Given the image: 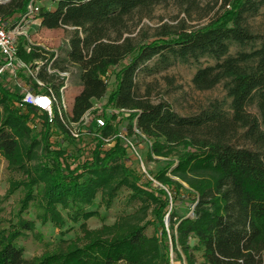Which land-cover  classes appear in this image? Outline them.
Listing matches in <instances>:
<instances>
[{
  "label": "trees",
  "instance_id": "trees-1",
  "mask_svg": "<svg viewBox=\"0 0 264 264\" xmlns=\"http://www.w3.org/2000/svg\"><path fill=\"white\" fill-rule=\"evenodd\" d=\"M0 1V16L7 21L23 15L31 0ZM45 1L55 7L41 9L37 17L41 28L74 29L67 61L78 67L82 89L70 120L81 119L106 95V78L115 74L109 103L132 111L127 114L128 137L139 136L137 129L152 142L150 158L164 159L166 167L155 175L163 188L144 183L129 164L121 139L107 150L99 143L82 161L84 150L74 151L53 138L57 131L66 133L59 120L52 128L45 115L22 112L17 107L18 88L0 82V155L15 165L23 144L28 157H41L28 175L33 183L43 184L39 218L63 228L61 207L71 221L85 224L98 215L91 207L99 194L110 208L126 186L134 197L153 199L155 222L165 234L168 215L173 243L188 264L196 263L195 250L202 253L203 264H264V40L249 26L264 8V0H235L230 12L201 29L162 31L152 41L138 43L124 37L129 34L128 22L168 0ZM230 2L225 0L226 5ZM234 46L239 50L232 54ZM19 57L30 64L40 54L20 46ZM153 61L160 69L175 63L200 65L192 81L195 89L223 85L230 103H212L189 117L178 115L167 103L153 104L137 87L139 73ZM18 79L30 83L21 73ZM36 117L42 120L39 140L32 133ZM113 131L109 125L105 129L106 134ZM183 184L194 192L193 217L179 218L169 211V201L177 200ZM33 200L28 195L26 204ZM34 227V222L21 220L14 231L0 233V264H158L162 256L158 239L149 238L143 226H131L111 239L95 238L83 247L26 259L17 241ZM193 239L195 247L190 245Z\"/></svg>",
  "mask_w": 264,
  "mask_h": 264
},
{
  "label": "rangeland",
  "instance_id": "rangeland-1",
  "mask_svg": "<svg viewBox=\"0 0 264 264\" xmlns=\"http://www.w3.org/2000/svg\"><path fill=\"white\" fill-rule=\"evenodd\" d=\"M226 5L225 0H168L151 9L146 14H136L129 22V34L125 33L124 37H131L135 42L152 41L162 31L174 33L181 30H197L209 25L212 21L223 17L231 11L233 2ZM39 5L42 9H53L55 6L48 1L41 0ZM11 24V23H9ZM251 31L264 40V8L260 14L249 20ZM29 39L33 44H41L50 49L59 52V67L67 69V54L69 51V41L73 35L74 29L66 27L57 30H47L39 26L38 21H32L25 27ZM27 51V42L20 41ZM260 41L254 45L259 46ZM239 50L237 47L231 48L234 54ZM28 52V51H27ZM1 62V59H0ZM206 65L205 60L201 61ZM212 64L213 62H209ZM202 65V66H203ZM70 66V65H68ZM72 67V66H70ZM200 65L175 63L168 69H160L155 62L147 64V70L139 73L137 78V87L140 95L148 98L153 104L164 102L169 104L175 113L183 117L194 116L203 109L209 107L215 102L230 103L227 99V93L223 85H218L209 91H198L193 85V77ZM75 68V74L67 97V104L72 108L75 94L81 92L82 85L79 79L80 71ZM122 65L114 68L113 72L118 73ZM70 69V68H68ZM22 75L29 76L25 70ZM26 76V77H27ZM108 89L106 97L115 87L116 77L109 75L107 78ZM95 103V101H94ZM253 114L257 113L255 108H251ZM128 115L120 118L119 129L128 128ZM3 118V110L0 107V124ZM38 125L33 128L32 133L38 138L41 137L42 120L36 117ZM57 141H62L58 137ZM67 144L74 151L78 150L81 145L64 138ZM89 142V141H84ZM133 149L129 151V164L132 165L137 173L142 175L144 183L152 182V186L163 188L162 184L155 180V175L163 170L166 165L164 159L150 158V148L152 142L140 136L129 137ZM39 154L28 157L23 148L19 150L18 162L10 165L7 160L0 155V233L9 234L14 231L18 223L23 221L34 222L35 227L32 232L22 234L17 241V245L24 249V258L38 259L45 255L67 251L74 247H83L95 238L111 239L114 236L124 233L131 226L145 227V234L149 238H156L161 243L162 256L158 264H188L180 247H175L173 237L175 232L169 228V218L165 217V231L155 222L154 207L155 202L151 197L140 198L133 196L132 190L124 186L117 192V197L110 208L101 203L99 194L95 200V205L91 207L98 215L85 224L83 221L73 222L68 217V210L58 207L64 218L63 228L56 226L51 222H43L39 215L42 213L40 203L42 201L43 184L33 183L28 178L29 172L40 160ZM167 176H171L167 173ZM174 181L181 182L179 179L172 177ZM182 183V182H181ZM184 189L180 191L177 200L169 201V211L177 217H193L194 208L193 190L183 184ZM191 193L192 195H190ZM30 195L33 201L26 204V197ZM25 206H28L25 209ZM168 216V215H167ZM167 219V222H166ZM172 240L170 244L169 235ZM196 240H191V247L196 246ZM196 257L195 264H203L200 251H194Z\"/></svg>",
  "mask_w": 264,
  "mask_h": 264
},
{
  "label": "built area",
  "instance_id": "built-area-1",
  "mask_svg": "<svg viewBox=\"0 0 264 264\" xmlns=\"http://www.w3.org/2000/svg\"><path fill=\"white\" fill-rule=\"evenodd\" d=\"M41 0H31L26 12L14 23L9 24L0 16V82H9L12 87L18 88L20 100L17 107L24 113L33 110L46 116L48 124L53 128L59 120L66 133L57 131L59 138L64 143V136L71 141L80 144L79 149L86 153L82 157L85 160L89 152L99 143L104 149H109L116 139H121L128 151L133 149L129 142L126 129H119L118 124L122 116L132 111L119 108L109 103L108 97L104 96L96 100L93 106L76 122L70 120L72 108L67 104V93L70 91L75 68L77 67L68 61L67 69L58 65L60 60L59 52L41 44H33L29 39L25 27L32 21H38L37 17L42 9L39 5ZM2 3V1H0ZM27 42V51H36L40 58L30 64H25L19 57L20 41ZM70 68V69H68ZM25 70L30 74L25 76L30 80L29 84L21 83L18 79L19 73ZM72 88V87H71ZM113 128V132L106 134L107 126ZM135 133L145 138L137 129ZM89 142H84V141ZM57 141V140H56ZM168 218V216H166ZM167 222V219H166ZM167 233L169 235L168 227ZM170 244H172L169 235Z\"/></svg>",
  "mask_w": 264,
  "mask_h": 264
},
{
  "label": "crops",
  "instance_id": "crops-1",
  "mask_svg": "<svg viewBox=\"0 0 264 264\" xmlns=\"http://www.w3.org/2000/svg\"><path fill=\"white\" fill-rule=\"evenodd\" d=\"M19 17H20V16H19ZM19 17H15V18H13V19H9V20H7V22L12 24V23H14L16 20H18ZM38 23H39V26H40L41 21H40L39 19H38ZM0 59H1V58H0ZM71 89H72V88H71ZM70 91H71V90H70ZM79 93H80V92H79ZM79 93H78V94H79ZM78 94H75L74 99H75V97H76ZM73 102H74V101H73ZM72 106H73V104H72Z\"/></svg>",
  "mask_w": 264,
  "mask_h": 264
}]
</instances>
